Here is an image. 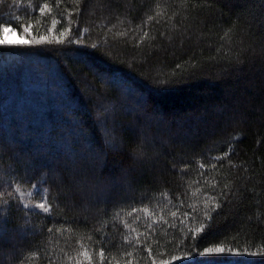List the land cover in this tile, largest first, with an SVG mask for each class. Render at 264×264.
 <instances>
[{
  "label": "trees",
  "instance_id": "trees-1",
  "mask_svg": "<svg viewBox=\"0 0 264 264\" xmlns=\"http://www.w3.org/2000/svg\"><path fill=\"white\" fill-rule=\"evenodd\" d=\"M8 26L0 264H264V0H0Z\"/></svg>",
  "mask_w": 264,
  "mask_h": 264
},
{
  "label": "snow or ice",
  "instance_id": "snow-or-ice-1",
  "mask_svg": "<svg viewBox=\"0 0 264 264\" xmlns=\"http://www.w3.org/2000/svg\"><path fill=\"white\" fill-rule=\"evenodd\" d=\"M46 7H47V5H45V8H46ZM41 11H43V9H41ZM27 30H28V29L25 28V31H27ZM4 31H6V32H7V31H12V29H11L10 27H5ZM62 35H63V33H62ZM43 40H44V38L41 37V39H40L39 41H37V43H42ZM70 42H71V41H70ZM8 43H10V42L7 41V40H0V44H8ZM23 43L28 44V43H31V42L25 40V41H23ZM37 207H39L40 209H43L44 212H48V208L45 207V205H44L43 203L39 204ZM174 215H175V213H174ZM224 251H225V249H224L223 247L207 248V249H205V253H207V254H212V253H223ZM173 259H175V257H174ZM165 264H167V262H165Z\"/></svg>",
  "mask_w": 264,
  "mask_h": 264
},
{
  "label": "rangeland",
  "instance_id": "rangeland-1",
  "mask_svg": "<svg viewBox=\"0 0 264 264\" xmlns=\"http://www.w3.org/2000/svg\"><path fill=\"white\" fill-rule=\"evenodd\" d=\"M9 27V26H8ZM5 27L0 29V40H7L10 43H16V42H21L24 41L26 38L19 35L17 31L13 30L12 31H4Z\"/></svg>",
  "mask_w": 264,
  "mask_h": 264
}]
</instances>
